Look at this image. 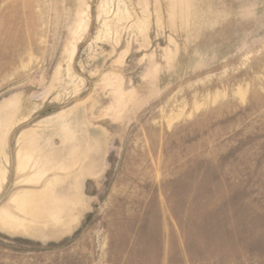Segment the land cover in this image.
Masks as SVG:
<instances>
[{
  "label": "rangeland",
  "instance_id": "obj_1",
  "mask_svg": "<svg viewBox=\"0 0 264 264\" xmlns=\"http://www.w3.org/2000/svg\"><path fill=\"white\" fill-rule=\"evenodd\" d=\"M5 151L0 264H264V0H0Z\"/></svg>",
  "mask_w": 264,
  "mask_h": 264
},
{
  "label": "bare ground",
  "instance_id": "obj_2",
  "mask_svg": "<svg viewBox=\"0 0 264 264\" xmlns=\"http://www.w3.org/2000/svg\"><path fill=\"white\" fill-rule=\"evenodd\" d=\"M108 16H109V13H108ZM103 25H104V22H103ZM86 26H87V23L84 24L82 28L84 29L86 28ZM71 46H72L71 58L73 59L76 53V45L74 43L73 45L71 44ZM4 157L5 158L3 162L0 163V192L8 176L9 157L6 151L4 152ZM4 162H6V165L3 164ZM31 166L34 168L35 172L26 176L22 180L23 182H37L38 180L42 178L44 170L43 168H40L39 158L34 157L33 153L29 149L20 148L17 152V171L18 172L25 171L27 169H30ZM42 196L37 194L36 192L25 191L19 194L18 196H16L13 201L15 202L16 207L19 211L27 215H30L33 218H38L42 214V203H43ZM0 222L9 228H14L17 230H24V231L27 230L29 226L24 218H20L19 216L13 214L12 212L8 211L5 208L0 209Z\"/></svg>",
  "mask_w": 264,
  "mask_h": 264
}]
</instances>
